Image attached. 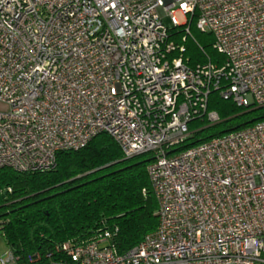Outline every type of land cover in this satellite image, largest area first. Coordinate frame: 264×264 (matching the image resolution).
I'll use <instances>...</instances> for the list:
<instances>
[{
	"label": "built area",
	"instance_id": "obj_1",
	"mask_svg": "<svg viewBox=\"0 0 264 264\" xmlns=\"http://www.w3.org/2000/svg\"><path fill=\"white\" fill-rule=\"evenodd\" d=\"M163 18L209 33L222 64L189 67ZM212 92L264 107V0H0V169L51 171L107 134L123 159L152 154L158 206L124 254L102 223L57 256L0 264H264V121L169 154L192 121L220 122Z\"/></svg>",
	"mask_w": 264,
	"mask_h": 264
},
{
	"label": "trees",
	"instance_id": "obj_2",
	"mask_svg": "<svg viewBox=\"0 0 264 264\" xmlns=\"http://www.w3.org/2000/svg\"><path fill=\"white\" fill-rule=\"evenodd\" d=\"M169 34L175 44L184 46L189 67L207 61L222 64L223 56L212 48V36L197 30L194 22L188 35L183 28L170 29ZM253 109L240 108L212 92L207 110L217 113L220 122L209 126L192 121L191 135L169 154L264 121V107ZM151 160L150 153L123 159L113 139L99 134L82 149L59 153L51 171L0 169V231L5 243L21 262L37 255L45 260L48 253L58 255V244L89 238L105 223L117 226L113 242L124 254L158 226L157 201L146 171Z\"/></svg>",
	"mask_w": 264,
	"mask_h": 264
},
{
	"label": "rangeland",
	"instance_id": "obj_3",
	"mask_svg": "<svg viewBox=\"0 0 264 264\" xmlns=\"http://www.w3.org/2000/svg\"><path fill=\"white\" fill-rule=\"evenodd\" d=\"M176 18L179 22L182 21L181 17L179 14L176 15ZM163 24L170 29L171 25L169 23V20L167 18H163ZM3 107L0 105V109H2ZM9 247L7 246V244L5 243L4 237L2 232L0 231V257L4 256L5 254H7L9 252Z\"/></svg>",
	"mask_w": 264,
	"mask_h": 264
},
{
	"label": "water",
	"instance_id": "obj_4",
	"mask_svg": "<svg viewBox=\"0 0 264 264\" xmlns=\"http://www.w3.org/2000/svg\"><path fill=\"white\" fill-rule=\"evenodd\" d=\"M259 108H261V107H259ZM259 108H254L253 111H255V110L259 109Z\"/></svg>",
	"mask_w": 264,
	"mask_h": 264
}]
</instances>
